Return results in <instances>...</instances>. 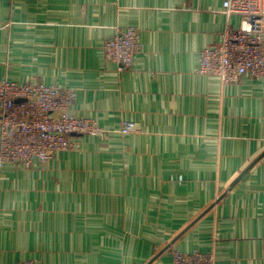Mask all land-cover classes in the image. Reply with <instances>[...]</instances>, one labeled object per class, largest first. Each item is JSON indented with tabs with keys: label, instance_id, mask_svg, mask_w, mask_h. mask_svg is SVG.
<instances>
[{
	"label": "crops",
	"instance_id": "0c3cea01",
	"mask_svg": "<svg viewBox=\"0 0 264 264\" xmlns=\"http://www.w3.org/2000/svg\"><path fill=\"white\" fill-rule=\"evenodd\" d=\"M223 2L0 0V80L75 88L73 114L106 130L0 168V264H264V79L197 71L247 25ZM128 26L142 49L121 68L103 43Z\"/></svg>",
	"mask_w": 264,
	"mask_h": 264
},
{
	"label": "built area",
	"instance_id": "2783aa9c",
	"mask_svg": "<svg viewBox=\"0 0 264 264\" xmlns=\"http://www.w3.org/2000/svg\"><path fill=\"white\" fill-rule=\"evenodd\" d=\"M222 11L229 18L240 15L244 27L227 23L218 44L201 50L198 73L216 76L222 84L243 76L264 79V0H224ZM140 31L128 26L103 43L107 61L131 67L141 52ZM77 90L39 82L0 80V168L5 164L32 166L47 163L60 151L76 146L74 135L102 136L106 130L94 119L73 114ZM131 130L125 123L122 134ZM172 264H216L214 253L200 249H172ZM18 264H41L24 260Z\"/></svg>",
	"mask_w": 264,
	"mask_h": 264
},
{
	"label": "water",
	"instance_id": "95a60500",
	"mask_svg": "<svg viewBox=\"0 0 264 264\" xmlns=\"http://www.w3.org/2000/svg\"><path fill=\"white\" fill-rule=\"evenodd\" d=\"M249 168H251V167H249ZM249 170V169H248Z\"/></svg>",
	"mask_w": 264,
	"mask_h": 264
}]
</instances>
